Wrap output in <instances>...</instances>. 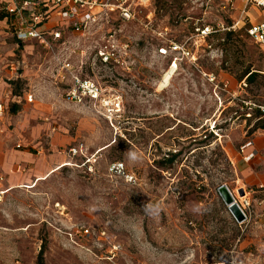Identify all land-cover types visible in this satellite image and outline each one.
Segmentation results:
<instances>
[{"label": "rangeland", "instance_id": "374dc122", "mask_svg": "<svg viewBox=\"0 0 264 264\" xmlns=\"http://www.w3.org/2000/svg\"><path fill=\"white\" fill-rule=\"evenodd\" d=\"M132 5L134 20L53 48L0 34V93L22 100L0 132V264H264V129L254 130L264 126V47L242 19L250 5ZM109 31L129 44L123 63L95 57ZM65 59L122 110L68 101ZM248 68L260 73L252 84ZM11 150L38 158L17 182L4 166ZM116 161L137 181L110 174ZM223 187L239 202L248 193L244 222Z\"/></svg>", "mask_w": 264, "mask_h": 264}, {"label": "built area", "instance_id": "2783aa9c", "mask_svg": "<svg viewBox=\"0 0 264 264\" xmlns=\"http://www.w3.org/2000/svg\"><path fill=\"white\" fill-rule=\"evenodd\" d=\"M246 3L258 7L263 12L261 20L250 22L247 32L256 44L264 47V0H246ZM8 13L11 15L10 31L15 38L21 42L37 41L48 48L66 44L65 38L69 32L86 35L93 27L100 26L102 23L110 24L115 19L130 21L137 15L132 0H25L22 5L10 7ZM105 38L104 43L96 49V59L104 65L123 63L129 44H120L114 32L111 31L106 33ZM174 49L186 53L184 46H177ZM160 52L166 54L167 50L161 48ZM60 66L61 72H64L60 75L64 76L63 78L69 75L73 82L65 93L68 101L99 105L110 115L122 110L120 97L107 93L98 81L81 77L74 71L68 59L63 60ZM9 112L8 105L0 101V132L3 131L4 121ZM21 147L22 145L19 144L18 148ZM70 151L76 154L79 149L72 147ZM109 172L123 177L130 183L137 181L136 175L127 169L124 162H113ZM242 200L239 202L236 199V202L239 203L248 219L251 206L248 193Z\"/></svg>", "mask_w": 264, "mask_h": 264}, {"label": "crops", "instance_id": "0c3cea01", "mask_svg": "<svg viewBox=\"0 0 264 264\" xmlns=\"http://www.w3.org/2000/svg\"><path fill=\"white\" fill-rule=\"evenodd\" d=\"M24 1L25 0H0V15H1V18H0V34L5 35L8 38L10 37V38L14 39L17 42V47H20L22 44L27 43L28 41L21 42L13 36L12 32L10 31L11 15L8 13V9L10 7H16V6L22 5V3ZM241 12H242V14H243V12L246 13V15H244V16L242 15V19L243 20L247 19L249 21V24H250V22H257L263 18V12L256 6H250L248 11H246L244 9ZM73 34H75V33H73ZM65 39L67 40V35H66ZM66 43H67V41H66ZM11 96H12V98H11ZM11 100H12V102H16L17 104H19L22 101L20 96L13 95L11 93L3 96L0 93V101H4L10 109V112L7 114L6 119L4 121L3 131L5 129H7L6 126L8 125V121L10 120V117H12V110H11V105H10ZM3 131H1V132H3ZM19 144H21V143H18L17 147ZM258 145H261V147H263L262 142H259ZM7 157L10 160H7L5 162L4 166H5V169L11 174L10 180H12V182H17V181H20V179H22L23 172L26 169V167H24V165H22L23 161H25L24 164L26 163L27 165H30V162H36L38 160V158L36 157L35 154H33L32 152L27 151V150H11L7 153ZM1 179L4 180L3 177H1Z\"/></svg>", "mask_w": 264, "mask_h": 264}, {"label": "water", "instance_id": "95a60500", "mask_svg": "<svg viewBox=\"0 0 264 264\" xmlns=\"http://www.w3.org/2000/svg\"><path fill=\"white\" fill-rule=\"evenodd\" d=\"M241 195H244V190H240ZM221 194L225 198L226 203L228 204V207L231 211V213L234 215L237 221L244 222L246 220V215L239 205L238 202H236V198L229 192L227 187L221 188Z\"/></svg>", "mask_w": 264, "mask_h": 264}, {"label": "trees", "instance_id": "16d2710c", "mask_svg": "<svg viewBox=\"0 0 264 264\" xmlns=\"http://www.w3.org/2000/svg\"><path fill=\"white\" fill-rule=\"evenodd\" d=\"M259 75H260V73L258 71H255V70H252L251 68H248L247 71L244 73L243 78H246V81L248 84H252L256 81V79L258 78ZM12 106H13V107H11L12 113H16L17 108H15L14 105H12ZM15 106H17V105L15 104ZM258 128L264 129V126H258L254 130H257ZM39 257L42 259L43 251L40 253Z\"/></svg>", "mask_w": 264, "mask_h": 264}, {"label": "bare ground", "instance_id": "6f19581e", "mask_svg": "<svg viewBox=\"0 0 264 264\" xmlns=\"http://www.w3.org/2000/svg\"><path fill=\"white\" fill-rule=\"evenodd\" d=\"M171 73V72H170ZM66 165V164H65ZM63 214V213H62Z\"/></svg>", "mask_w": 264, "mask_h": 264}]
</instances>
